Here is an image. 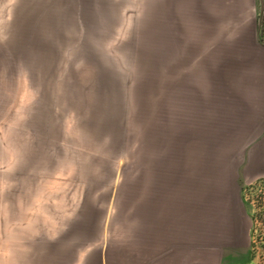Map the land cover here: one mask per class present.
<instances>
[{
	"label": "rangeland",
	"instance_id": "1",
	"mask_svg": "<svg viewBox=\"0 0 264 264\" xmlns=\"http://www.w3.org/2000/svg\"><path fill=\"white\" fill-rule=\"evenodd\" d=\"M209 1L0 0V218L4 188L26 205L36 189L43 264H100L99 253L120 264L116 226L145 228L152 190L187 181L198 158L246 154L195 146V85L168 63ZM214 81L219 107L248 103L264 94V67H224ZM239 174L244 264H262L264 178Z\"/></svg>",
	"mask_w": 264,
	"mask_h": 264
},
{
	"label": "crops",
	"instance_id": "2",
	"mask_svg": "<svg viewBox=\"0 0 264 264\" xmlns=\"http://www.w3.org/2000/svg\"><path fill=\"white\" fill-rule=\"evenodd\" d=\"M168 63L178 65L182 86L183 82L195 85L191 129L195 146L247 148V152H237L234 158H198L192 165L193 176H181L187 181L152 190L158 194L146 198L151 216L145 228L132 220L124 228L116 226V262L244 264L250 227L238 195L239 173L264 178V94L249 98L248 103L245 96L233 95L238 103L219 107L214 75L235 64L264 67V0H210L204 26L196 28L191 42L169 48ZM184 113L192 111L186 107ZM188 181L193 189L186 186ZM4 189L3 195L9 197L2 203L0 264H43L36 189H28L27 205L20 203L21 198L13 202L11 188ZM97 259L101 264V253Z\"/></svg>",
	"mask_w": 264,
	"mask_h": 264
},
{
	"label": "built area",
	"instance_id": "3",
	"mask_svg": "<svg viewBox=\"0 0 264 264\" xmlns=\"http://www.w3.org/2000/svg\"><path fill=\"white\" fill-rule=\"evenodd\" d=\"M252 242H253V240H252ZM254 250H255L254 246L251 245L250 251H251L252 255H255ZM261 258H262V261H264V255ZM262 264H264V262H262Z\"/></svg>",
	"mask_w": 264,
	"mask_h": 264
}]
</instances>
